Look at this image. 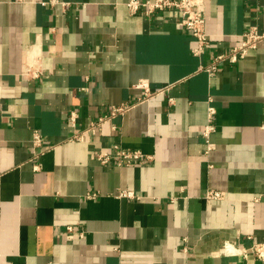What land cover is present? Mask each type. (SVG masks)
Segmentation results:
<instances>
[{"label": "crops", "instance_id": "1", "mask_svg": "<svg viewBox=\"0 0 264 264\" xmlns=\"http://www.w3.org/2000/svg\"><path fill=\"white\" fill-rule=\"evenodd\" d=\"M125 1L0 0V264H264L221 251L264 241V40L200 69L264 32V0H205L202 55L176 11ZM114 143L153 159L98 161Z\"/></svg>", "mask_w": 264, "mask_h": 264}, {"label": "built area", "instance_id": "2", "mask_svg": "<svg viewBox=\"0 0 264 264\" xmlns=\"http://www.w3.org/2000/svg\"><path fill=\"white\" fill-rule=\"evenodd\" d=\"M205 0H126L125 4L131 13H137L141 9L145 10L147 15H151L156 11L174 10L180 17V23L187 28L193 37L195 38V45L192 49L195 55H202L205 50L211 45V37L206 30V14L204 11ZM264 40V32H261L257 26L251 25L243 33L242 41L238 44L232 45L227 51L218 52L214 60L208 65H201L200 69L207 70L209 73H214L218 69L220 63L224 61L236 62L237 60L244 58L251 49L256 48L261 41ZM26 72L34 77L41 74L40 69H35L31 64L26 66ZM137 87H143L145 96H150L152 93L142 83L139 82ZM169 87V86H168ZM166 87V88H168ZM158 92V91H157ZM135 103L123 102L120 104H114L111 106L107 113H104L83 131L76 133L71 139L82 140L85 137L86 132L92 134L102 129L104 124L111 119L125 115L129 112ZM215 108L211 106L209 108V121L203 129V135L205 136L208 149H211L210 136L215 130L213 122V115ZM74 114V113H72ZM74 118L72 117V120ZM116 126L113 125V128ZM42 140L40 133H35V141L39 144ZM95 157L101 163H115L118 166L141 164L146 160H152L153 155L146 154L144 151L138 148H127L120 143H114L108 148L98 150L95 153ZM121 195L131 197L132 194L128 190L120 191ZM225 196V191L216 188H209L206 190L205 199H220ZM134 197V196H133ZM68 231L73 230V225L66 226ZM222 253L227 255H243L244 257L254 254L258 259L264 261V241L253 242L250 246H238L232 242L226 241L221 249Z\"/></svg>", "mask_w": 264, "mask_h": 264}]
</instances>
